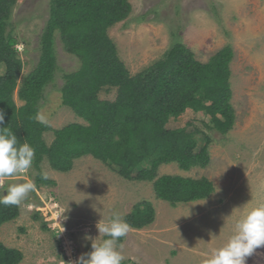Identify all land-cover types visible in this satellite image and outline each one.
Segmentation results:
<instances>
[{"label": "rangeland", "instance_id": "obj_1", "mask_svg": "<svg viewBox=\"0 0 264 264\" xmlns=\"http://www.w3.org/2000/svg\"><path fill=\"white\" fill-rule=\"evenodd\" d=\"M50 2L17 0L12 7L10 21L23 62L19 83L38 61ZM129 2L130 14L110 26L108 34L131 75L162 59L175 43L186 45L202 62L225 45L233 49L230 82L236 118L232 129L220 134L211 127L208 116L186 110L171 123L183 126L192 121L201 129L199 145L208 141L210 161L205 167L189 170L180 169L174 162L157 169L158 176H206L213 182L214 191L202 200L171 204L156 197L152 181L125 179L91 155L75 159L68 171L54 170L45 157L42 173L54 184L36 185L35 169L7 181L34 183V190L17 206L18 215L0 225V241L22 252L18 264H65L59 241L43 220L52 204L49 199H55L67 217L61 222L79 254L91 250V242L84 235L95 238L96 223L112 210L124 218L135 205L149 202L155 210L153 221L139 229L130 227L119 241L127 264H202L205 255L231 234L244 203H264V0ZM55 40V79L44 88L39 112L54 129L73 122L86 124L62 103L59 91L63 74L77 70L80 60L64 49L58 35ZM116 94V87L106 86L99 97L112 101ZM53 137L52 130L44 133L47 145ZM30 202L44 207V212L24 206ZM188 207L190 216H186ZM247 264H264V247L248 257Z\"/></svg>", "mask_w": 264, "mask_h": 264}, {"label": "trees", "instance_id": "obj_2", "mask_svg": "<svg viewBox=\"0 0 264 264\" xmlns=\"http://www.w3.org/2000/svg\"><path fill=\"white\" fill-rule=\"evenodd\" d=\"M16 1L0 0V110L4 125L35 150L31 169L37 171L36 185L54 184L42 173L45 157L54 170L68 171L75 159L91 155L125 179L152 181L156 197L171 204L202 200L212 194L214 184L206 176H158L157 169L174 162L189 170L205 167L210 161L208 141L199 145L201 129L192 121L183 126L171 123L186 110L208 116L211 127L220 134L232 129L236 116L231 104L230 62L234 53L230 45L202 62L186 45L175 43L162 59L131 75L108 34L110 26L130 14L129 0H51L40 35L38 61L19 83L23 62L10 21ZM56 35L64 49L80 60L77 70L63 74L59 88L62 103L86 121L58 129L35 119L44 88L55 79ZM106 86L117 88L112 101L99 97ZM49 130L54 137L47 145L44 133ZM17 215V206L0 205V225ZM154 216L153 206L144 201L124 219L139 229ZM22 258L20 250L0 241V264H18Z\"/></svg>", "mask_w": 264, "mask_h": 264}, {"label": "clouds", "instance_id": "obj_3", "mask_svg": "<svg viewBox=\"0 0 264 264\" xmlns=\"http://www.w3.org/2000/svg\"><path fill=\"white\" fill-rule=\"evenodd\" d=\"M35 119L40 124L48 123L42 112H38ZM0 125H3L0 126V205L19 206L34 190V183L31 180L18 183L7 181L9 177L23 176L29 172L35 150L28 142H20L14 131L4 125L3 110H0ZM243 205V211L235 219L231 234L222 245L212 248L205 255L202 264H247V258L264 247V203L246 202ZM191 214L188 207L186 216ZM95 227L98 231L95 238L84 235V239L91 242V250L80 254L68 264H123L125 257L119 241L130 231V225L123 215L112 210ZM64 230L62 226L59 233Z\"/></svg>", "mask_w": 264, "mask_h": 264}, {"label": "built area", "instance_id": "obj_4", "mask_svg": "<svg viewBox=\"0 0 264 264\" xmlns=\"http://www.w3.org/2000/svg\"><path fill=\"white\" fill-rule=\"evenodd\" d=\"M49 200L52 202V204L50 205L48 209L46 208L45 210L46 213H45V217L43 220L45 221V223H47V225L49 224L48 225L49 228H51V231L55 234V237H57V240L59 241L60 248L63 253L64 263L68 264L69 261H75L76 257L79 256L80 254L78 253L76 249L74 240L71 238V236L68 235V232L64 230L62 233H59L62 230V226H63L61 222V219L63 218V210L56 203L55 199H49ZM24 206L27 207L28 209H40L42 212H44V207L41 208L39 206H36L32 202Z\"/></svg>", "mask_w": 264, "mask_h": 264}]
</instances>
